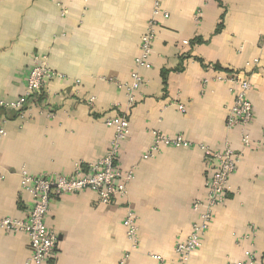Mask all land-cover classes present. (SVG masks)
<instances>
[{
	"label": "crops",
	"instance_id": "obj_1",
	"mask_svg": "<svg viewBox=\"0 0 264 264\" xmlns=\"http://www.w3.org/2000/svg\"><path fill=\"white\" fill-rule=\"evenodd\" d=\"M161 7L168 18L156 17L151 67L139 71L145 82L129 106L118 83L135 69L152 0H0V102L23 95L36 56L64 77L47 82L24 112H0V217L23 218L30 209L20 172L86 169L109 149L115 130L106 121L129 122L117 158L121 170H134L127 197L102 204L86 190L56 198L45 219L57 236L49 264H119L130 250L128 212L139 241L128 264H180L175 247L189 236L192 204L206 196L212 173L206 151L225 144L239 156L236 171L187 264H236L248 251L264 264V0H166ZM230 78L251 85L249 148L241 129L225 127L237 88ZM154 133L194 146L145 160ZM30 256L26 235L0 230V264H27Z\"/></svg>",
	"mask_w": 264,
	"mask_h": 264
},
{
	"label": "built area",
	"instance_id": "obj_2",
	"mask_svg": "<svg viewBox=\"0 0 264 264\" xmlns=\"http://www.w3.org/2000/svg\"><path fill=\"white\" fill-rule=\"evenodd\" d=\"M166 0H152L153 19L150 20L146 34L140 44V54L135 60V69L130 75L128 83H118V88L126 92L128 105L135 103V94L143 87L144 79L139 74L142 69H150L149 57L152 44L156 36V17L168 18L167 13L161 11ZM64 77L53 71L45 56H36L33 65L24 77L25 90L14 102H0V112H24L44 90L47 82ZM236 85L234 101L227 110L225 127L227 130L241 129L240 141L244 148L251 147V139L244 129H247L253 120V106L247 98L251 89L246 79L230 78ZM21 112V113H22ZM0 123V139L5 136V130ZM106 124L113 127L115 132L111 139L109 149L104 157L88 165L86 169L77 165L70 176L64 175H30L20 172L21 190L29 196L30 209L23 218L0 217V230L10 234H24L27 236L31 256L27 264H49L52 260L56 246L57 236L50 230L45 219L49 213L51 203L59 197L77 194L86 190L97 194L102 204H108L116 198L128 195V184L134 179V170H121L117 166L120 144L129 136V122L126 116H117L107 120ZM264 137V132H263ZM194 144L182 136L167 137L161 133H154V140L148 153L143 156L147 160L158 154L163 148L188 149ZM257 148V147H256ZM206 162L213 165L212 173L205 182L206 196L203 200L194 201L192 211L197 214V220L192 224L190 234L185 241L175 247V253L180 264H187L191 255L198 248L201 238L208 231L214 211L221 206L229 190V180L236 171L239 156L228 144L220 150L206 151ZM126 238L130 250L119 264H128L130 253L138 247V225L134 213L128 212L123 221ZM255 234L252 228L245 239ZM245 262L236 264H254L256 256L253 252L245 253ZM159 259V258H157Z\"/></svg>",
	"mask_w": 264,
	"mask_h": 264
},
{
	"label": "trees",
	"instance_id": "obj_3",
	"mask_svg": "<svg viewBox=\"0 0 264 264\" xmlns=\"http://www.w3.org/2000/svg\"><path fill=\"white\" fill-rule=\"evenodd\" d=\"M216 69H220L219 67H215ZM225 72H229V71H225ZM41 100V95L40 96H38V98H37V102H39ZM22 112V111H21ZM21 112H14L15 114H20Z\"/></svg>",
	"mask_w": 264,
	"mask_h": 264
}]
</instances>
